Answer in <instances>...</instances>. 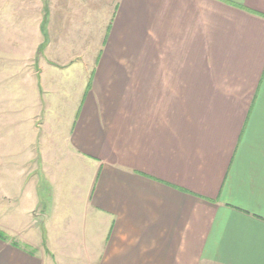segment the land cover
<instances>
[{"label": "crops", "instance_id": "1", "mask_svg": "<svg viewBox=\"0 0 264 264\" xmlns=\"http://www.w3.org/2000/svg\"><path fill=\"white\" fill-rule=\"evenodd\" d=\"M60 1L35 61L49 103L23 117L1 91L0 207L42 212L39 170L66 183L45 240L0 213V264H264V0H116L103 37Z\"/></svg>", "mask_w": 264, "mask_h": 264}, {"label": "rangeland", "instance_id": "2", "mask_svg": "<svg viewBox=\"0 0 264 264\" xmlns=\"http://www.w3.org/2000/svg\"><path fill=\"white\" fill-rule=\"evenodd\" d=\"M64 2H66V8L63 5ZM76 3L81 6L83 5L85 11L89 9V7H92V9L94 8L98 12L102 13V23L101 29L99 31V36L103 37L110 16L114 10L116 0H94V2H89V0H64L60 1V3L57 5V9L62 8V10L67 11V9H72L73 5L76 7ZM1 4H4L5 6L6 15L4 17V24L6 30L3 38L4 44L0 46V95L1 91L5 89V92L7 94L6 103L10 104L12 103V101L17 100V104L19 105L18 108L21 110L20 112H22L23 117H28V115L39 113L42 105L44 106L48 104V100L51 99L50 93L47 91L45 92V90H48L52 86L48 83L47 80V71L45 67L46 60H43V64H41L40 62V64L44 67L42 69V72L39 67L40 64L35 63V61L37 60L36 57H39L43 54L45 55L43 49L45 50V45L50 38L48 33L50 22H47V17L49 13L51 14V10L48 0H0V6ZM40 4L43 5L40 7ZM17 7H19L18 10L21 11L20 15H17ZM18 20L21 21L22 28V32L20 34V46H16V42L20 40L17 37V32L14 31V25L17 24ZM39 23H41L42 25L40 28L41 30L38 31L37 26ZM58 34H60V32H58L57 35ZM76 34L84 35L85 33L78 32ZM86 34L91 37L90 44H94L96 42L94 40V37L98 35V33L96 32V26H94V28H91L90 32L87 31ZM35 46L36 55L34 62L32 63L31 59H33L34 56L32 50H34ZM47 55L55 57L61 55V52L53 50L52 52H47ZM29 71H31V73L34 72L33 75H31V73L29 74L31 75L30 78L28 76ZM68 84L71 86L75 84L77 85V80H72V78H68L67 76L64 78L62 75H60V78L54 82L53 86L60 88ZM19 90H22L21 95L14 96V94L19 93ZM39 118H41V116H39ZM39 122H41L40 119ZM26 130V127L22 126L23 139L27 137V135L24 134ZM35 162L36 160L29 163L28 165H33V163ZM58 162L60 166L52 168L51 171H59V173L60 171H66L67 160L65 159V157L63 158L61 156L60 159H58ZM38 174L39 201L37 203V206L34 208H36L37 211L42 209V212H38L37 216L32 215V213L30 215H25V205L24 203H21V208L1 206L0 213H4V216L2 218L11 221L12 223L15 222L21 227V229L31 231L33 230L32 232L36 233L37 237H41L42 240H45L44 232L48 227V222L50 224V219L53 217H51L50 219L48 218L51 216V214L53 215V209H55L56 206L54 200H52L57 188L55 185L62 186L64 183H66V180L63 179L62 173L58 175L56 182H51L49 180L51 176L49 175L50 173L48 174L49 178L46 176V172L44 171L39 170ZM67 210V208H60L59 213L61 215L54 217L59 220L65 218L66 216H68L65 215L67 214ZM29 219L34 220L32 224L28 222ZM10 235L13 236L16 241L21 242L22 237L15 234Z\"/></svg>", "mask_w": 264, "mask_h": 264}, {"label": "trees", "instance_id": "3", "mask_svg": "<svg viewBox=\"0 0 264 264\" xmlns=\"http://www.w3.org/2000/svg\"><path fill=\"white\" fill-rule=\"evenodd\" d=\"M42 25V24H41ZM0 239H2V240H6V238H5V234L2 232V231H0Z\"/></svg>", "mask_w": 264, "mask_h": 264}]
</instances>
